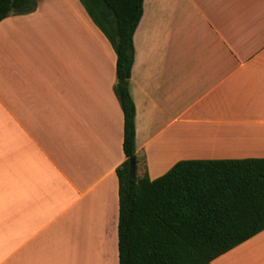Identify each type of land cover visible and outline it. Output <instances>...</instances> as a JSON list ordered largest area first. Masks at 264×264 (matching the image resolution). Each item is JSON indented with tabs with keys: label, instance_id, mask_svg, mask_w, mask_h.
<instances>
[{
	"label": "crops",
	"instance_id": "1",
	"mask_svg": "<svg viewBox=\"0 0 264 264\" xmlns=\"http://www.w3.org/2000/svg\"><path fill=\"white\" fill-rule=\"evenodd\" d=\"M142 7L137 170L153 180L181 160L264 159V0ZM115 80V52L79 0L0 22V264H118ZM212 264H264V231Z\"/></svg>",
	"mask_w": 264,
	"mask_h": 264
},
{
	"label": "trees",
	"instance_id": "2",
	"mask_svg": "<svg viewBox=\"0 0 264 264\" xmlns=\"http://www.w3.org/2000/svg\"><path fill=\"white\" fill-rule=\"evenodd\" d=\"M79 2L116 55L113 91L123 114L125 156L116 169L118 264H212L264 231V159L181 160L156 179L137 176L129 79L143 0ZM36 6L37 0H0V22Z\"/></svg>",
	"mask_w": 264,
	"mask_h": 264
},
{
	"label": "water",
	"instance_id": "3",
	"mask_svg": "<svg viewBox=\"0 0 264 264\" xmlns=\"http://www.w3.org/2000/svg\"><path fill=\"white\" fill-rule=\"evenodd\" d=\"M129 173H130V176H134L135 172H136V162H135V158L132 157L130 160H129Z\"/></svg>",
	"mask_w": 264,
	"mask_h": 264
},
{
	"label": "rangeland",
	"instance_id": "4",
	"mask_svg": "<svg viewBox=\"0 0 264 264\" xmlns=\"http://www.w3.org/2000/svg\"><path fill=\"white\" fill-rule=\"evenodd\" d=\"M143 174H144V166H143V164L141 163V164L139 165V167H138L137 175H138V176H143Z\"/></svg>",
	"mask_w": 264,
	"mask_h": 264
}]
</instances>
